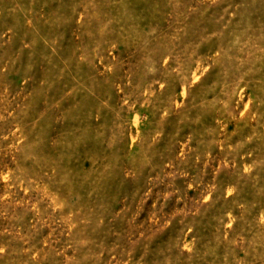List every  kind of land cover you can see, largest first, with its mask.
Wrapping results in <instances>:
<instances>
[{
  "label": "rangeland",
  "instance_id": "374dc122",
  "mask_svg": "<svg viewBox=\"0 0 264 264\" xmlns=\"http://www.w3.org/2000/svg\"><path fill=\"white\" fill-rule=\"evenodd\" d=\"M0 264H264V0H0Z\"/></svg>",
  "mask_w": 264,
  "mask_h": 264
}]
</instances>
